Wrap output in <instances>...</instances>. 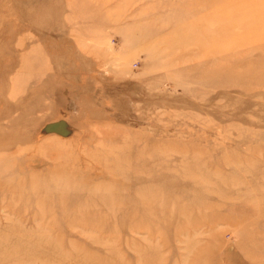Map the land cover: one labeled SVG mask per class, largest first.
I'll return each instance as SVG.
<instances>
[{
    "label": "rangeland",
    "instance_id": "obj_1",
    "mask_svg": "<svg viewBox=\"0 0 264 264\" xmlns=\"http://www.w3.org/2000/svg\"><path fill=\"white\" fill-rule=\"evenodd\" d=\"M0 264H264V0H0Z\"/></svg>",
    "mask_w": 264,
    "mask_h": 264
}]
</instances>
